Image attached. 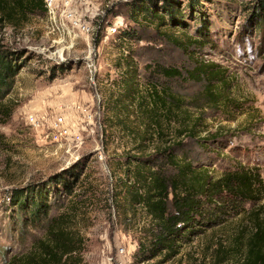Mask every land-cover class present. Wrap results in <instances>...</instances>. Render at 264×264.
Masks as SVG:
<instances>
[{"label":"rangeland","instance_id":"374dc122","mask_svg":"<svg viewBox=\"0 0 264 264\" xmlns=\"http://www.w3.org/2000/svg\"><path fill=\"white\" fill-rule=\"evenodd\" d=\"M190 4L74 0V20L58 10L66 33L57 35L48 34L46 12L15 22L0 15V46L25 61L0 97V264L35 256L57 218L75 234L80 264L242 262L252 206L193 195L190 185L201 169L213 182L241 168L264 181V11L260 0ZM141 9L163 19H135ZM126 29L135 37L117 35ZM200 63L226 74L220 102L190 77ZM60 112L82 129L72 154L26 124L28 113ZM160 178L169 200L152 196ZM31 186L46 193L39 217L35 198L22 209L13 202L19 190L28 199ZM194 200L200 208L190 214Z\"/></svg>","mask_w":264,"mask_h":264},{"label":"trees","instance_id":"16d2710c","mask_svg":"<svg viewBox=\"0 0 264 264\" xmlns=\"http://www.w3.org/2000/svg\"><path fill=\"white\" fill-rule=\"evenodd\" d=\"M195 0H191V6ZM261 8L264 11V0H260ZM143 9H146L143 6ZM146 10H138L134 15L137 19V15L152 16L158 19H163L154 13H149ZM170 14H173L172 10H168ZM46 8L43 0H0V15L1 20H8L9 22L19 21V19L25 18L26 15L35 13H45ZM20 17V18H19ZM259 17V14H258ZM120 38H133L135 32L128 29L122 30L117 34ZM177 45L181 43L176 42ZM194 43H200L199 40H194ZM19 58V56H18ZM17 53L11 51L4 46H0V97L3 98L8 95L12 89L13 82L17 75L24 67L23 59L19 60ZM173 74H180L179 71H174ZM190 77L198 80L205 81L207 85L205 90L207 94L212 97V100L220 102L223 98L217 91L218 85H225L224 74L221 72L216 64L200 63L195 70L189 73ZM160 100L161 98L158 97ZM173 99V98H172ZM178 103V101H177ZM165 106V102L162 103ZM10 114V111L7 115ZM77 177V174H73ZM192 183L190 189L192 194H200V196H209L210 192H213L212 196L215 198L217 194H224L226 197L231 198L233 201H237L242 205L249 204L252 206V210L247 211V219L249 221L250 235L244 246L245 254L244 259L240 264H264V181L257 172L248 169H236L233 172L224 174L220 179L213 182L212 177L209 175V171L201 169L197 171L192 177ZM60 186H68V181L63 175L59 176L56 180ZM157 186L154 188L153 197H159L166 195V200H169V195L174 194L170 192L171 185L165 178L157 179ZM39 189H35L34 186L29 188V196H23L22 191H15L14 200L16 206L20 209L29 201H31V211L33 216L39 217L43 211V203L40 199L45 196V192ZM176 190V186L174 187ZM156 193V194H155ZM194 198V197H192ZM177 201V199L175 200ZM193 202V201H192ZM199 200H194L189 209H186L190 214L196 213L200 208ZM190 218V217H189ZM47 239L39 245V249L35 256H28L25 259L16 262V264H80V248L75 234L64 227L63 221L60 218L54 219L50 222V226L47 230ZM245 233H242L244 236ZM182 237L181 239H184ZM241 242V241H240ZM242 245V244H241ZM241 245L238 243V247L241 249ZM171 249L173 247L170 245ZM173 256L177 254V251L173 252ZM79 260V262L77 261Z\"/></svg>","mask_w":264,"mask_h":264},{"label":"built area","instance_id":"2783aa9c","mask_svg":"<svg viewBox=\"0 0 264 264\" xmlns=\"http://www.w3.org/2000/svg\"><path fill=\"white\" fill-rule=\"evenodd\" d=\"M46 13L49 17V32L48 34H62L66 33L63 25L57 22L58 10L62 13L59 15L64 20H74L72 7L74 0H43ZM110 26V34H115L120 28L116 24ZM83 31L89 34L91 29L87 25H81ZM64 30V32H62ZM68 31V30H67ZM80 112L85 113L88 109L76 106ZM53 116V117H52ZM52 116L46 114L38 115L36 113H28L25 115L26 124L34 131L41 132V137H44L46 142L54 145L56 148H64L65 152L72 154L82 148L84 144V137L82 129L77 123H70L65 112L55 113ZM91 117V114L89 115Z\"/></svg>","mask_w":264,"mask_h":264}]
</instances>
